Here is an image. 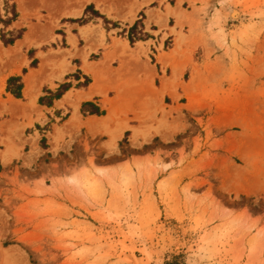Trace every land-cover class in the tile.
Returning a JSON list of instances; mask_svg holds the SVG:
<instances>
[{"label":"rangeland","instance_id":"374dc122","mask_svg":"<svg viewBox=\"0 0 264 264\" xmlns=\"http://www.w3.org/2000/svg\"><path fill=\"white\" fill-rule=\"evenodd\" d=\"M1 1L15 15L13 1ZM30 1L32 33L53 40L57 23L40 12L47 3L70 2ZM168 1L189 6L186 20L175 14L179 31H172L177 47L195 52V61L171 65L170 79L180 80L185 93L169 89L174 106L159 98L139 107L129 97L118 107L124 117L112 113L111 127L97 138L82 134L87 123L67 127L63 115L47 119L35 105V118L23 109L0 124V264H264V0H237L217 32L198 15L207 14L211 0ZM20 34L0 32V40L8 44ZM46 48L42 66L59 74L76 54ZM5 52L0 81L10 67ZM17 80L12 91L21 88ZM70 175L81 176V188L68 182Z\"/></svg>","mask_w":264,"mask_h":264},{"label":"crops","instance_id":"0c3cea01","mask_svg":"<svg viewBox=\"0 0 264 264\" xmlns=\"http://www.w3.org/2000/svg\"><path fill=\"white\" fill-rule=\"evenodd\" d=\"M12 1L15 15L6 13L2 7L3 1L0 0V32L21 30V34L8 44L0 40V53L5 50L11 56L6 63L10 65L7 70L9 72L0 81V124L4 119L12 120L11 112L23 109L31 108L34 111L32 118H35V109L31 107L35 105L47 119L54 113L63 115V124L67 127L71 126L69 122L87 123L81 129L82 134L87 133L90 138H97L103 134L106 125L111 127L112 113L118 114L121 119L124 117L119 113L118 107L127 98H138L139 107L154 103L159 98L167 105L170 104L166 103V99H170L174 106L175 101L169 89H174L178 95L185 94L181 81L170 79L172 64L185 63L189 56L195 61V52L190 54L185 51L189 47L176 46L178 35L172 31L173 28L176 32L179 31L175 14L180 15L179 20L183 21L188 18L187 13L191 12L188 5L185 7V2L178 7L168 0H110L108 3L104 0H68L70 3H62L56 8L47 3L44 5L45 11L40 13L45 16L49 14L50 21L57 24L52 32L54 39L41 40L50 35L47 32L32 33L28 22L36 23L30 17L34 12V5L30 0ZM236 1L211 0L207 3V14L198 15L206 23L212 21L213 32H217L219 25H227L225 16ZM195 6L202 5L196 3ZM89 7L92 8L91 12ZM84 18L87 20L84 21ZM45 21L46 19L40 22L44 24ZM185 29L186 27L183 28ZM48 30L49 26L46 31ZM225 31L226 27L224 34L228 44L231 34L229 35V30ZM183 34L188 36L187 32ZM33 38L35 40L31 43ZM168 38L172 43L165 48ZM189 40L187 37L183 38L184 42ZM209 41L211 48L215 49V40ZM47 45L51 49L57 47L76 53L71 60L67 59L68 69L62 74H59V69L50 71L48 65L42 66L39 54L49 49H42ZM13 48L17 49L13 51ZM32 49L34 55L29 56ZM177 53H182V56L178 58ZM73 59H78L79 62L75 63ZM34 60H37L35 65L31 64ZM190 67L191 64L188 63L185 70ZM24 68L27 69L25 73L22 72ZM75 73L78 76L72 75ZM164 75L166 81L162 79ZM18 77L21 88L12 91L9 84ZM183 82L187 85L189 81ZM152 86L156 90L164 87L163 96L154 95ZM135 116L136 113H127L130 120H135ZM156 117H159V113ZM40 121L41 118L34 120L32 125L25 126L24 132L31 126L35 128Z\"/></svg>","mask_w":264,"mask_h":264},{"label":"bare ground","instance_id":"6f19581e","mask_svg":"<svg viewBox=\"0 0 264 264\" xmlns=\"http://www.w3.org/2000/svg\"><path fill=\"white\" fill-rule=\"evenodd\" d=\"M78 2H82V0H77ZM234 10V9H233ZM238 14V12L235 10V11H233L232 12V16H236ZM238 17V16H237ZM200 23V22H199ZM15 49H17V48H13V51L15 50ZM174 72L176 71V70H178L177 68H176V66H174ZM173 72V76H174V73ZM176 74H177V72H176ZM178 75V74H177ZM176 76V75H175ZM123 127V126H122ZM121 127V128H122ZM120 127H118L117 129L118 130H116V132L114 133V137H116V133L117 132H119V131H121V128L119 129ZM136 160H138V159H136ZM139 162V161H138ZM137 164H139V163H137ZM158 164V163H157ZM137 167H139L140 168V166H137ZM163 167H165V166H163ZM146 168V167H145ZM149 168V167H148ZM96 169V168H95ZM112 169V168H111ZM129 169V168H128ZM141 171V170H140ZM97 173H98V175L99 176H101V177H105V178H110L109 176H110V173H109V171L107 170V169H104V168H99V169H97V171H96ZM132 172V171H131ZM137 172V171H136ZM142 172H144V171H142ZM81 173H83V172H81ZM91 174V173H90ZM93 174V173H92ZM91 174V175H92ZM116 175V174H115ZM81 177V176H80ZM79 176H77V175H70V176H68V182L70 183V184H72V185H74L75 187H77V188H81V178H80ZM112 177V176H111ZM112 180V179H111ZM104 181V180H103ZM109 184V183H108Z\"/></svg>","mask_w":264,"mask_h":264}]
</instances>
